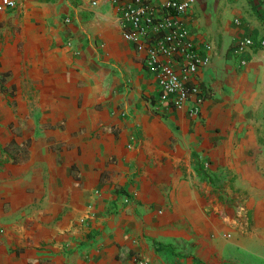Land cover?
I'll use <instances>...</instances> for the list:
<instances>
[{
  "label": "crops",
  "instance_id": "1",
  "mask_svg": "<svg viewBox=\"0 0 264 264\" xmlns=\"http://www.w3.org/2000/svg\"><path fill=\"white\" fill-rule=\"evenodd\" d=\"M187 1L200 120L158 107L111 0L0 11V264H211L227 206L264 208V50L232 53L264 0Z\"/></svg>",
  "mask_w": 264,
  "mask_h": 264
},
{
  "label": "built area",
  "instance_id": "2",
  "mask_svg": "<svg viewBox=\"0 0 264 264\" xmlns=\"http://www.w3.org/2000/svg\"><path fill=\"white\" fill-rule=\"evenodd\" d=\"M111 2L123 38L142 57L146 71L158 87V107L187 110L190 118L200 120L206 96L199 85V75L210 64L211 46L207 44L202 49L191 38L186 18L192 1ZM16 6V0H0V11ZM252 49L264 50V38H244L233 46L232 53L241 56ZM136 262L147 264L143 259ZM181 264L206 263L192 259Z\"/></svg>",
  "mask_w": 264,
  "mask_h": 264
},
{
  "label": "rangeland",
  "instance_id": "3",
  "mask_svg": "<svg viewBox=\"0 0 264 264\" xmlns=\"http://www.w3.org/2000/svg\"><path fill=\"white\" fill-rule=\"evenodd\" d=\"M236 208L227 206L233 217L225 220V226L210 236L223 244L219 250L209 254L207 245L198 244L197 240V245L194 243L193 246L207 255L202 257L211 264H264V208H256V214L255 210Z\"/></svg>",
  "mask_w": 264,
  "mask_h": 264
},
{
  "label": "trees",
  "instance_id": "4",
  "mask_svg": "<svg viewBox=\"0 0 264 264\" xmlns=\"http://www.w3.org/2000/svg\"><path fill=\"white\" fill-rule=\"evenodd\" d=\"M26 146L28 145V144H25Z\"/></svg>",
  "mask_w": 264,
  "mask_h": 264
}]
</instances>
